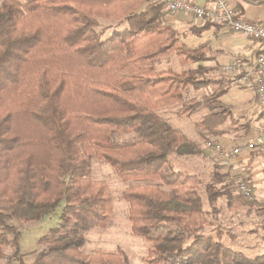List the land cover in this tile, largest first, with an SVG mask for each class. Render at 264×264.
Instances as JSON below:
<instances>
[{
  "label": "trees",
  "instance_id": "16d2710c",
  "mask_svg": "<svg viewBox=\"0 0 264 264\" xmlns=\"http://www.w3.org/2000/svg\"><path fill=\"white\" fill-rule=\"evenodd\" d=\"M255 3L264 0H239L234 9L241 16L244 4ZM165 14L162 0H0V256L9 247L12 260L25 264L12 220L27 223L61 207L31 264H130L122 251L80 252L82 232L111 224L109 190L88 178L95 156L121 180L141 183L121 198L131 233L148 244L146 264H264V253L250 257L204 233L210 213L200 179L170 166V155L195 150L157 111L207 110L196 127L222 135L231 112L220 98L231 82L205 77L201 65L181 73L152 68L172 54L182 64L210 60L186 48ZM204 24L191 29L199 35L213 26ZM216 85L201 100L187 96ZM224 188L207 184L208 203L224 196L230 210L256 204Z\"/></svg>",
  "mask_w": 264,
  "mask_h": 264
},
{
  "label": "rangeland",
  "instance_id": "374dc122",
  "mask_svg": "<svg viewBox=\"0 0 264 264\" xmlns=\"http://www.w3.org/2000/svg\"><path fill=\"white\" fill-rule=\"evenodd\" d=\"M176 15V14H174ZM117 26L114 21L102 22V26ZM180 41L188 49H199L205 52V55L216 63V67L209 68V62L185 63L182 64L176 55L152 62V68L155 71H171L174 73L185 72L190 69H196L198 65L209 68L205 77L217 80L228 86L227 81H232L229 85L227 95L220 98L224 105H228L231 115L227 117L219 127L225 129L222 135H210L199 130L196 123L209 114V111L202 110L190 116H176V110L179 106H173L164 110L157 111L173 128L178 129L191 144L194 153L177 155L172 154L169 157L171 168L175 172L184 175H197L201 181L199 194L203 201V208L210 214L204 215V225L206 235L219 240L225 247L240 251L247 256L256 257L264 253V149L252 152L249 158L242 165L230 174L221 173V168L217 162V156L210 150L208 143L212 139H217L224 145H235V140L246 137V125H253L255 114L259 106L252 100L250 88L243 85L234 76L223 73V66L226 61L223 60L220 52L225 50L219 44H211L212 38L200 36L190 27L180 26L176 28ZM230 32V31H229ZM111 30H107L104 37L109 35ZM207 33V32H206ZM232 33V32H230ZM229 33V34H230ZM241 36V35H237ZM242 37V36H241ZM210 38V39H207ZM244 38V37H243ZM246 39V38H245ZM229 59V58H228ZM233 60V59H231ZM230 61V60H229ZM219 86H212L202 90L189 89L187 96L196 100H201L204 96L210 95ZM121 138L131 139V135H123ZM90 170L88 178L92 181L103 182L110 193L112 199L111 224L106 228H95L82 232L84 245L80 252L84 255L93 253H116L122 251L127 256L130 264H146L145 256L148 244L141 237L131 233L130 223L127 218V203L121 198V193L132 187L141 185L138 181H123L114 172V170L104 161L95 156L88 159ZM243 170L248 175L252 185V198L249 199L256 203L249 211L247 207L230 210L227 206L224 196L217 197L212 203H208L205 186L212 184L216 189L226 185L225 191H229L231 197H239L234 189L232 178ZM218 173L225 177V180L218 181L215 174ZM222 190V189H221ZM6 201V199H4ZM263 206H261V205ZM263 208L258 210L257 207ZM211 208L215 213H211ZM61 207H58L52 214L25 222L12 220V223L22 232L20 238V249L25 264H31L37 251L42 249L37 241L50 230L57 227L59 223V214ZM219 233V234H218ZM12 251L9 247L2 250L0 264H18L12 260Z\"/></svg>",
  "mask_w": 264,
  "mask_h": 264
},
{
  "label": "built area",
  "instance_id": "2783aa9c",
  "mask_svg": "<svg viewBox=\"0 0 264 264\" xmlns=\"http://www.w3.org/2000/svg\"><path fill=\"white\" fill-rule=\"evenodd\" d=\"M212 5L205 7L191 0H162L167 14H187L199 22H210L224 26L228 31L244 38L260 42L263 49L255 56L251 64L233 60L223 67V73L234 76L243 85L253 89L257 101L264 106V24L248 23L240 18L234 7L225 0H210ZM210 150L218 157L217 162L221 173L230 174L237 169L252 152L264 149V114L259 125L253 127L248 136L236 141L235 145L227 146L217 139L209 141ZM234 176V189L240 195L252 198L253 190L247 173L240 170Z\"/></svg>",
  "mask_w": 264,
  "mask_h": 264
},
{
  "label": "crops",
  "instance_id": "0c3cea01",
  "mask_svg": "<svg viewBox=\"0 0 264 264\" xmlns=\"http://www.w3.org/2000/svg\"><path fill=\"white\" fill-rule=\"evenodd\" d=\"M191 1H195L197 4L205 6V7H210L212 5V1L210 0H191ZM225 1L230 3V5L235 8V5L239 0H225ZM239 17L248 23H253V24L263 23L264 24V3L244 4L243 13ZM164 21L167 25L173 27L174 29L180 26L190 27V28H200L205 25L204 24L205 22H199L193 19L190 15L183 14V13L176 14V15H170L166 13L164 16ZM105 22H109V21H105ZM229 33L230 32L224 26L213 25L205 29L199 35L202 37L207 36V37L212 38V41L210 42L211 44H219L222 48L225 49V50H217V52L219 51L222 58L224 57L223 58L224 61L226 62L228 61L226 64H228L229 62L233 60H239L243 62L244 64H251L254 61L255 56L263 49L262 44L260 42H254L250 39H247V38L245 39L241 36H237L238 34H235V33L229 34ZM210 38H207V39H210ZM209 59L211 60V58ZM209 64H210L209 68L217 66L216 63L212 60L209 62ZM209 68H207V70H209ZM228 90L223 96L227 95ZM250 90H251L250 94H252V100L255 101V104L259 106V109H257L256 111V114H255L256 118L254 120L253 125L249 126V130L246 132V136H248V134L252 132L253 127L260 124L262 116L264 114V106L261 105L257 101L254 90L253 89H250ZM226 106L228 107V105ZM161 110H164V109H161ZM229 111L231 112L230 109ZM238 140H235V141H238ZM249 156L250 155H248L246 159L249 158ZM246 159L244 160L246 161Z\"/></svg>",
  "mask_w": 264,
  "mask_h": 264
}]
</instances>
